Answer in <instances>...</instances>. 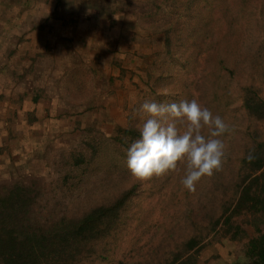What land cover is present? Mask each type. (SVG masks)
I'll list each match as a JSON object with an SVG mask.
<instances>
[{
  "label": "rangeland",
  "instance_id": "obj_1",
  "mask_svg": "<svg viewBox=\"0 0 264 264\" xmlns=\"http://www.w3.org/2000/svg\"><path fill=\"white\" fill-rule=\"evenodd\" d=\"M248 88L264 101V0H0V187L29 189L54 222L127 195L86 264H234L264 229L233 214L243 160L264 143ZM193 99L229 127L219 170L194 191L183 160L133 177L138 138L122 131L139 133L141 106Z\"/></svg>",
  "mask_w": 264,
  "mask_h": 264
},
{
  "label": "trees",
  "instance_id": "obj_2",
  "mask_svg": "<svg viewBox=\"0 0 264 264\" xmlns=\"http://www.w3.org/2000/svg\"><path fill=\"white\" fill-rule=\"evenodd\" d=\"M242 105L247 115L264 121V101L250 88ZM123 134L139 138L136 131ZM248 164L249 174L236 197L233 214L246 211L264 218V143H256ZM127 195L108 207H97L77 220H42L35 212L30 190L15 185L0 187V264H86V254L95 251V242L110 234L112 221L126 203ZM231 218L225 220L229 225ZM248 241L241 260L234 264H264V229ZM191 248L195 242H189ZM86 258V259H85ZM186 264V263H179Z\"/></svg>",
  "mask_w": 264,
  "mask_h": 264
},
{
  "label": "clouds",
  "instance_id": "obj_3",
  "mask_svg": "<svg viewBox=\"0 0 264 264\" xmlns=\"http://www.w3.org/2000/svg\"><path fill=\"white\" fill-rule=\"evenodd\" d=\"M141 111L147 118L139 129V138L126 151V166L133 177L162 175L183 160L186 172L181 183L194 191L203 177L219 170L224 157L221 137L229 131L221 116L195 99L168 105L144 103ZM177 121L185 123L183 131L178 129ZM205 127L207 136L202 134Z\"/></svg>",
  "mask_w": 264,
  "mask_h": 264
}]
</instances>
